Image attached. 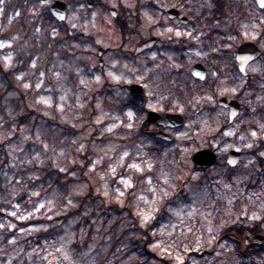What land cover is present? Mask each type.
<instances>
[{
	"label": "rangeland",
	"instance_id": "rangeland-1",
	"mask_svg": "<svg viewBox=\"0 0 264 264\" xmlns=\"http://www.w3.org/2000/svg\"><path fill=\"white\" fill-rule=\"evenodd\" d=\"M8 1L0 0V63L9 69L21 56L29 61L12 73L18 89L0 75V201L10 216L0 221V264H241L235 243L215 244L232 214L214 208V190L224 200L223 181H213L222 167L192 170L193 152L211 144L215 132L210 115L196 111L194 93L181 99L164 89L173 106L185 112L186 123L172 133L175 142L156 144L139 133V118L121 109L128 99L124 90L110 85L111 93H103L105 80L98 71V47L112 49L104 68L110 81L148 76L151 98L170 78L166 62L172 58L170 53L165 59L153 54L158 61L152 73L139 68L144 57L128 67L113 53L121 41L104 4L123 14H139L140 35L128 48L153 23L157 35H172L174 26L156 23L167 7H181L196 21L203 12L212 15V0H100L91 9L88 0H67L71 38L55 23L40 20L54 0L30 6L27 35L14 28V17L21 12L12 9L9 17L3 16ZM253 4L228 0L226 22L217 27L235 29L238 40H254L264 50V13ZM198 28L197 34L206 33ZM189 29L179 25L175 36L197 35ZM199 53L205 55L198 47L186 51L184 78H190L189 64ZM250 70L264 88V55ZM236 75L242 85L243 77ZM224 135L214 144L221 153L228 147ZM246 215L251 221L263 213ZM27 220L32 223L25 226ZM151 224L148 240L145 230ZM206 248L212 254H205ZM196 251L202 258L192 254Z\"/></svg>",
	"mask_w": 264,
	"mask_h": 264
},
{
	"label": "flooded vegetation",
	"instance_id": "flooded-vegetation-1",
	"mask_svg": "<svg viewBox=\"0 0 264 264\" xmlns=\"http://www.w3.org/2000/svg\"><path fill=\"white\" fill-rule=\"evenodd\" d=\"M222 0H212L214 7L211 9V16L206 12L196 16V21L190 13H184L181 7H167L162 19L157 20L160 24L169 27L174 26L179 30V25L189 26L188 32L194 31L197 34L199 26L203 27L205 34H197L194 37L190 34L180 33L176 35L173 28L172 35L162 37L152 31L155 23L148 27L147 35L141 37L135 46L125 48V45L135 37L140 35L139 14L119 12L116 7L104 4L108 10L109 16L114 21L118 32L120 45L113 47L115 56L126 62V65L133 68L136 59L144 57V62L140 61L139 68L146 73L154 72L155 60L165 59L168 54H172L171 61L167 60L166 64L170 66V78L166 77L163 83V89L159 85L160 93L149 98L152 92L151 83L147 78L130 81H110V76L104 68L108 62V51L98 47V71L99 75L105 80L103 93H111L108 86H117L124 90L128 99L124 107H129L140 120L138 131L143 136H148L156 144H172L176 138L173 132L180 129L186 123V114L179 107L173 106V99L163 94L164 89L175 93L177 98L184 99L186 96H193L198 101L196 111L199 114L206 113L210 115L215 132L211 136V144L201 145L194 152L203 149H209L215 156V161L209 167L196 171L206 173L222 167V171L214 175L213 181L218 184L223 181L225 186L224 202L216 198L214 190V208L216 211L232 213L229 216L225 229L217 236L215 244L227 241L236 244L237 252L242 260H247L248 256L255 259L264 257V241L259 236L264 237V88L259 83L261 78H254L250 72L253 65L259 58L264 55V50L254 40H238L235 29L221 30L217 24L226 22V5L221 4ZM254 7L264 13V8L258 6L256 0H253ZM100 0H88L86 2L89 9L95 8ZM152 5V3H151ZM142 7L138 3L136 9ZM115 9L116 12H112ZM87 17L89 12H85ZM130 16L135 18L132 22ZM116 20V21H115ZM198 24V25H197ZM193 27V29H191ZM210 27V29H205ZM61 32L67 37H72L71 31L64 25ZM186 33V32H185ZM239 35V33H238ZM84 36V34H82ZM92 38L93 36H88ZM232 37V38H231ZM198 38V40H197ZM146 42L144 48L139 49L140 45ZM245 42H252L256 46L251 52L245 53L244 60H238V49ZM198 47L204 56L200 53L195 60L189 64V79L183 77L184 64H187L186 51ZM107 61V62H106ZM154 65V66H153ZM153 69V70H152ZM243 77L242 85H239L237 75ZM242 80V79H241ZM171 81H176L171 84ZM139 86L140 88L135 87ZM230 90L232 93H230ZM142 92V93H139ZM154 93L152 92V95ZM156 113V119L151 120L147 128L143 127L144 121L148 118L149 112ZM179 115L183 121L180 125H164L161 123L162 118L166 115ZM154 116V115H152ZM155 132H164L171 137V140H165L153 135ZM224 133V144L228 147L221 153L215 143L219 142L220 135ZM255 133V135H253ZM212 181V178H211ZM222 203V204H221ZM261 212L263 215L259 219L248 220L246 214ZM235 214H240L238 218ZM239 247V248H238ZM252 252L248 254V252ZM205 254H212L211 249L206 250ZM259 254V255H258ZM260 255L262 257H260Z\"/></svg>",
	"mask_w": 264,
	"mask_h": 264
},
{
	"label": "water",
	"instance_id": "water-1",
	"mask_svg": "<svg viewBox=\"0 0 264 264\" xmlns=\"http://www.w3.org/2000/svg\"><path fill=\"white\" fill-rule=\"evenodd\" d=\"M256 2H257L259 7H261V8L264 7V0H256ZM51 11L59 20H64L66 18V13H67V4L61 0H56L51 5ZM112 12L115 13L116 10L113 9ZM145 46H146V42L141 44L139 49L144 48ZM255 46L256 45L252 42L243 43L238 49V60H244L245 53L251 52L252 51L251 49H254L257 51V49H255L256 48ZM135 87L140 88L139 86H136V85H135ZM139 93H142V92H139ZM152 115H154V116H152ZM155 119H156V113H154L152 111L149 112V116L144 121L143 127L147 128L148 123L151 120H155ZM182 121H183V119L181 116L168 114L162 118L161 123L164 125L170 124L173 126H177V125H180L182 123ZM153 135L167 139V140H171V137L164 132H155V133H153ZM214 161H215V156L212 153V151H210L209 149L200 150L193 155L194 169H196V170L205 169V168L209 167L210 165H212V163H214ZM5 217H6V214L0 209V220L4 219ZM259 238H260V240H257L258 242L264 241L263 236H259Z\"/></svg>",
	"mask_w": 264,
	"mask_h": 264
},
{
	"label": "trees",
	"instance_id": "trees-1",
	"mask_svg": "<svg viewBox=\"0 0 264 264\" xmlns=\"http://www.w3.org/2000/svg\"><path fill=\"white\" fill-rule=\"evenodd\" d=\"M41 0H20L18 1L17 5L20 9H22V15L18 16L17 18L15 17L14 19V28L16 29V31L18 32H26V35L28 34V30L29 27L31 26L32 19L30 15H28V10L30 8L31 5H35L37 3H39ZM226 0H222L221 4L225 5ZM40 20L42 22H44L46 25H51V23L54 20L53 15L51 14L49 7L47 6L45 8V10L43 12H41L40 15ZM60 25V24H59ZM24 32V33H25ZM3 35H6L5 33H3ZM28 59H26V57L21 56L18 58V63L13 67V68H9V69H5L3 67V65L0 63V75L3 78V80L8 83L9 86L18 89V87L15 85V82L12 78V73L19 71L21 69H23V67H26L28 65ZM31 112H34V110H30ZM2 146H0L1 149ZM59 173V172H58ZM63 173H59V176H61ZM0 206L1 208H6L4 206V203L0 201ZM166 209L163 208V213L166 214ZM10 217V216H9ZM156 221V219L154 220ZM32 223V220H27L24 225H29ZM154 224H151L147 227V229L145 230V233L147 234L146 236L148 237V240L151 238L152 234H151V229L150 226H152ZM252 253L251 251L248 252V254ZM259 255V254H258ZM260 257H262L260 255ZM249 260L248 261H244L242 264H264V258H260L261 260H257L255 258H253V256H248Z\"/></svg>",
	"mask_w": 264,
	"mask_h": 264
},
{
	"label": "snow or ice",
	"instance_id": "snow-or-ice-1",
	"mask_svg": "<svg viewBox=\"0 0 264 264\" xmlns=\"http://www.w3.org/2000/svg\"><path fill=\"white\" fill-rule=\"evenodd\" d=\"M253 135H255V133H253Z\"/></svg>",
	"mask_w": 264,
	"mask_h": 264
}]
</instances>
